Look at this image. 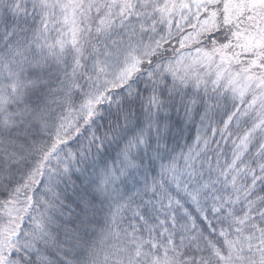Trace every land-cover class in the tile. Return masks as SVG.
Listing matches in <instances>:
<instances>
[{
	"label": "snow or ice",
	"instance_id": "obj_1",
	"mask_svg": "<svg viewBox=\"0 0 264 264\" xmlns=\"http://www.w3.org/2000/svg\"><path fill=\"white\" fill-rule=\"evenodd\" d=\"M0 264H264V0H0Z\"/></svg>",
	"mask_w": 264,
	"mask_h": 264
}]
</instances>
